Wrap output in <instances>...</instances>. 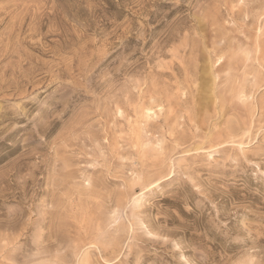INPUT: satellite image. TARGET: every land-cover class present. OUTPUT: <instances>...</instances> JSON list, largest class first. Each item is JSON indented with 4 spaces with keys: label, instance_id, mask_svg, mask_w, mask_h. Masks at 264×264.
<instances>
[{
    "label": "rangeland",
    "instance_id": "rangeland-1",
    "mask_svg": "<svg viewBox=\"0 0 264 264\" xmlns=\"http://www.w3.org/2000/svg\"><path fill=\"white\" fill-rule=\"evenodd\" d=\"M0 264H264V0H0Z\"/></svg>",
    "mask_w": 264,
    "mask_h": 264
}]
</instances>
